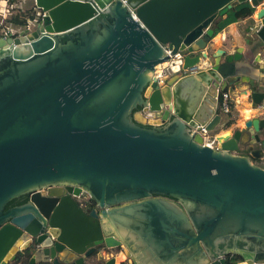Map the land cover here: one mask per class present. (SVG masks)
Wrapping results in <instances>:
<instances>
[{
    "label": "water",
    "instance_id": "water-1",
    "mask_svg": "<svg viewBox=\"0 0 264 264\" xmlns=\"http://www.w3.org/2000/svg\"><path fill=\"white\" fill-rule=\"evenodd\" d=\"M32 1L35 27L0 38V264H83L98 249L102 260L117 250L105 264L264 262V146L243 156L234 137L212 148L191 132L220 126L224 69L154 77L169 52L207 50L229 11L264 0ZM254 19L251 52L264 45V8ZM238 52L232 69L246 62ZM243 95L264 103V88ZM246 130L260 140L261 117Z\"/></svg>",
    "mask_w": 264,
    "mask_h": 264
},
{
    "label": "built area",
    "instance_id": "built-area-1",
    "mask_svg": "<svg viewBox=\"0 0 264 264\" xmlns=\"http://www.w3.org/2000/svg\"><path fill=\"white\" fill-rule=\"evenodd\" d=\"M26 0H0V38H8L9 36L16 37L20 31L25 29H30L29 26L31 24L36 25L38 21L42 18L43 14L37 13V17L35 18L33 23H29L25 29L22 28H14L11 24H6L7 17L14 12H16L18 9L23 7V3ZM209 45V44H208ZM208 47V46H207ZM210 51V50H209ZM207 50H200V51H193V52H177L175 55H171L169 52L168 54V60L164 63L163 66H159L154 70V77L156 79V83L158 86H162L166 83V81L174 76V75H189L196 73L198 71H201L203 69H206L210 66V64L207 65V62L209 63V58H203L202 53H207ZM186 56L194 57L198 56L199 61L192 67L184 68V58ZM207 61V62H206ZM222 96V103L219 104V110L221 112L222 117L224 114L229 113V100H231L229 91H225L220 93L219 97ZM150 112L145 113L144 115L146 117L150 116ZM192 134H200L203 138V144L207 145L212 148H216L217 141L216 137L217 134L211 135L210 132H208L205 127H198L191 130ZM262 162L260 163V166L264 168V159H260ZM79 202L81 205H84L85 202L90 199L89 196L86 193L81 194L79 197ZM81 207V206H80ZM238 264H247L245 261L240 262ZM252 264H264V262H255Z\"/></svg>",
    "mask_w": 264,
    "mask_h": 264
},
{
    "label": "trees",
    "instance_id": "trees-1",
    "mask_svg": "<svg viewBox=\"0 0 264 264\" xmlns=\"http://www.w3.org/2000/svg\"><path fill=\"white\" fill-rule=\"evenodd\" d=\"M254 12H255V9L252 8L248 2L238 5L234 10L229 11L227 13L228 15L226 14V16L222 18L219 21V23L216 24L213 37H215L218 33L222 32L224 28H226L232 23H236V22L243 21L246 19H251V17L254 15ZM229 15H230V18H228ZM36 17H37V11H36L35 5L33 4L32 7L30 8L22 7L18 9L16 12H14L13 14L9 15L6 20V24H11L14 28H17V29L18 28L25 29L27 25H29V23L34 22ZM223 20L225 22L223 23V25H220V23ZM253 25H254V22L250 21L249 24L246 26V28L241 29L240 31V34L242 38L244 39L245 43L250 46L253 44L255 45V43L258 42L256 38V32L258 28L253 27ZM259 46H260L259 49L261 50L264 49V45L260 44ZM221 103H222V96L219 97V104L221 105ZM229 109H230L229 113L224 114L223 120L220 126L218 127L217 131H215V133H217L219 129L229 128L234 123V119H233L234 106H233L232 100H229ZM245 148L239 151L240 155H243V156L247 155L249 151L251 150V148H249L247 145H245ZM258 160L259 159L252 158L253 162H256ZM22 204H25V200L23 197L13 200L11 203H9L6 206V209L19 206ZM93 207H95V204L91 200L89 205H87V208H93ZM89 211L90 210H87L86 213ZM225 261H226V264H238L240 262H243L244 260L242 257L238 255L231 254L225 257ZM11 264H29V263H28L27 256L25 254H20L18 259L14 263H11ZM93 264H103V263L95 262Z\"/></svg>",
    "mask_w": 264,
    "mask_h": 264
},
{
    "label": "bare ground",
    "instance_id": "bare-ground-1",
    "mask_svg": "<svg viewBox=\"0 0 264 264\" xmlns=\"http://www.w3.org/2000/svg\"><path fill=\"white\" fill-rule=\"evenodd\" d=\"M216 36L210 41L209 47H208L209 50H211L210 44H211V42H213L215 40ZM235 48L237 49V51L240 50L244 54L246 62L243 66L237 67L234 69H232L228 63V58H229V55L231 52L228 53L224 49H217L214 52H212L215 55L217 62L222 66V68L225 71V75H226L228 83H229V93H230V96H231L234 104L236 103L235 99H238V97L243 96L242 91H243L245 86L250 85V86H257L258 88H260V87L264 88V64H262L261 61H258L254 58L252 59L251 54H250V52L247 49V46L245 44H243L240 47H235ZM243 71H249L251 73L252 78H251L250 84L238 83V80H239V74L238 73H241ZM245 98L247 99V97H244V100H245ZM240 101H241L240 105H243L244 102L242 100H240ZM252 110L256 111V113H257L256 116L259 115V117H261V139L260 140L254 139V137H252L250 131H246L245 135H242L241 132L244 128H242V129L236 128L234 130L232 129L233 133L231 135H228V136L234 137L235 139L241 140L243 142L251 143L253 145L259 144V145L264 146V112H260V111L255 110V109H252ZM245 116L250 117L251 113L246 112ZM243 125H245V123H243ZM227 134H229V133H227ZM221 136H223V135H221ZM217 137H220V136L217 135Z\"/></svg>",
    "mask_w": 264,
    "mask_h": 264
},
{
    "label": "crops",
    "instance_id": "crops-1",
    "mask_svg": "<svg viewBox=\"0 0 264 264\" xmlns=\"http://www.w3.org/2000/svg\"><path fill=\"white\" fill-rule=\"evenodd\" d=\"M261 8H264V2L261 5H259L257 8H255V12L257 10L261 9ZM255 12H254V14H255ZM250 21L254 22L253 27L258 28V29L260 28L261 23L259 21H256L254 19V16H252L251 19H246V20H243V21L232 23L229 26H227V28L223 29L222 32L217 34L215 40L213 42H211V44H210V49H211L210 52H214L217 49H224L228 53L231 52L230 54H233L234 53L233 51H235V47H240L243 44L246 45L244 39L242 38V36L240 34V30L241 29H245ZM208 47H209V45H208ZM250 47L254 48V44L251 45ZM258 50L260 51L261 49H258ZM263 50H261V51H263ZM208 51H209V49H208ZM251 57L253 59V56H251ZM208 64L209 63L207 62V65ZM240 100L243 101L244 97L240 96V97H238V99H235L236 103H235L234 117H235V112L238 111V109H237L238 106H241L240 105V102H241ZM243 102H244L243 105H244L245 108H241V112L242 113L239 116L241 118L240 119L235 118V122L230 126V127L233 128V130L236 129V128L237 129H242V127H240V125H243V123H245L246 121L255 118V116L257 114L256 111L250 109L251 108L250 107V102L246 98H245V100ZM258 111H260V110H258ZM246 112H250L251 116L250 117H246L245 116ZM260 112H263V111H260ZM257 116H259V115H257ZM232 128L231 129L227 128L226 130L225 129H219V131H221V135H223L224 133H227V131H228V133L229 132L232 133ZM222 130H223V132H222ZM246 131H250L251 135H252V131L251 130H246ZM242 146H241V148H242ZM261 162H262V160H259V164ZM101 255L102 254L99 253L96 256H91V257L85 259L83 264H93L95 262H101V263L105 264V261L110 260L113 256H115V253L111 252V253L108 254V256H106V257L104 256L103 257L104 260H102V256Z\"/></svg>",
    "mask_w": 264,
    "mask_h": 264
},
{
    "label": "rangeland",
    "instance_id": "rangeland-1",
    "mask_svg": "<svg viewBox=\"0 0 264 264\" xmlns=\"http://www.w3.org/2000/svg\"><path fill=\"white\" fill-rule=\"evenodd\" d=\"M34 3H33V1L32 0H26L24 3H23V8H30V7H32V5H33ZM228 15V14H227ZM254 16V15H253ZM228 18H230V15L228 16ZM225 21L223 20L221 23H220V25H223V23H224ZM33 27H35V25L34 24H31L30 26H29V28L30 29H32ZM227 28V27H226ZM225 29V28H224ZM241 31V30H240ZM247 45V49L249 50V46L250 45H248V44H246ZM236 51V52H235ZM235 51H233L234 53H233V55L235 54V53H237V49L235 48ZM250 52V54H251V56H253V58L254 59H256V60H258V61H261L262 62V64H264V50L263 51H259V50H256V49H253V51L251 52V51H249ZM208 53V57H209V64L210 65H213L214 63H218L217 62V59H216V57H215V55L212 53V52H210V51H208L207 52ZM238 54H242V56H241V59H242V57H244L243 59H245V56H244V54L239 50V52H238ZM230 55H232V54H230ZM229 55V58L230 57H232V56H230ZM240 83L241 84H243V83H245V84H249V83H247V79H244V78H241V80H240ZM256 87V89L258 90V91H263V88L262 87H260V88H258L257 86H255ZM250 88H251V86L250 85H248V86H245L244 87V89H243V91H245V90H250ZM228 91H229V89H228ZM243 91H242V93H243ZM229 95H230V93H229ZM242 97H247L248 98V96L247 95H243ZM230 98H231V96H230ZM231 100H232V98H231ZM248 101H249V99H247ZM232 102H233V100H232ZM250 102V101H249ZM233 106H234V110H235V104H234V102H233ZM251 107V106H250ZM241 108H245L244 107V105H241V106H238V111L237 112H235V117H234V111H233V119H234V122H235V118H237V119H240L241 117H239L240 115H241ZM251 109V108H250ZM260 111H263L264 112V103L262 104V106H261V108L259 109ZM255 116V115H254ZM255 117H259V116H255ZM240 127H242V128H244V125H240ZM230 129L232 128V127H229ZM218 129V128H217ZM233 129V128H232ZM226 130V129H225ZM217 131V130H216ZM222 132H223V130H222ZM227 133H228V131H227ZM223 134V136H227V135H230V134H232L233 133V131H232V133L231 132H229V134ZM210 134L211 135H213V134H217V135H219V136H221V131H219V132H217V133H215V132H210ZM222 136V137H223ZM239 142L240 143H242L243 144V146H242V149L241 150H243L244 148H245V145H248L249 147H252V146H258V147H262L263 145H259V144H255V145H253V144H251V143H247V142H243V141H241V140H239ZM246 149V148H245ZM240 150V151H241Z\"/></svg>",
    "mask_w": 264,
    "mask_h": 264
},
{
    "label": "flooded vegetation",
    "instance_id": "flooded-vegetation-1",
    "mask_svg": "<svg viewBox=\"0 0 264 264\" xmlns=\"http://www.w3.org/2000/svg\"><path fill=\"white\" fill-rule=\"evenodd\" d=\"M143 111V108L141 107V108H137V110L135 111V112H142ZM148 118H155V115L153 114V113H151L150 114V116L149 117H147V119ZM24 198V200H25V203L27 202V200H28V198L26 197V196H24L23 197ZM75 201L77 202V204H78V206L83 210V212H85L86 213V211L87 210H93V209H95L96 208V206L95 207H93V208H87V205H89V203H90V201H91V199H88L86 202H85V204L84 205H81L80 204V202H79V198H75ZM20 206V205H19ZM89 211V212H90ZM88 213V212H87ZM99 251V249L96 251V254H97V252ZM116 253L117 252V250H111L110 251V253ZM96 254H95V256H96ZM94 256V255H93ZM106 256H108V255H106ZM105 256V257H106Z\"/></svg>",
    "mask_w": 264,
    "mask_h": 264
}]
</instances>
